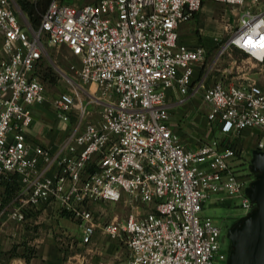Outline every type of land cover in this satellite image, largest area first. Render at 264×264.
Masks as SVG:
<instances>
[{"label":"built area","instance_id":"1","mask_svg":"<svg viewBox=\"0 0 264 264\" xmlns=\"http://www.w3.org/2000/svg\"><path fill=\"white\" fill-rule=\"evenodd\" d=\"M205 1L51 0L31 31L17 0H0V222L24 221L41 202L58 205L80 222L89 243L96 231L89 204L125 201L134 210L105 226L130 249L117 264L227 261L221 228L203 211L208 201L236 197L246 215L256 207L247 189L256 178L252 151L264 152V82L209 79L206 45H190L179 34ZM214 1L238 13L236 25L225 23L228 45L264 62V15L254 10L264 0ZM46 44L66 45L80 59L77 80L53 63L76 84L55 97L57 116L67 121L81 93L101 107L57 153L29 136L34 109L47 98L35 75ZM193 86L219 132L202 134L195 148L176 131L169 100V89L186 94ZM9 181L19 187L4 203ZM138 203L150 209L136 211Z\"/></svg>","mask_w":264,"mask_h":264},{"label":"rangeland","instance_id":"2","mask_svg":"<svg viewBox=\"0 0 264 264\" xmlns=\"http://www.w3.org/2000/svg\"><path fill=\"white\" fill-rule=\"evenodd\" d=\"M64 1L71 4H84L97 0ZM227 19H229L233 25H236L238 13L233 7L223 2L207 0L202 8L195 13L193 18L180 26V38L190 45H206L208 49V63L211 64L210 78L241 82H264V62H258L257 59L249 56L236 45H228L230 31L225 29ZM1 48L2 32L0 31V56L2 55ZM46 50L48 53H45V56L37 64L35 75L43 83L47 95L44 105L47 108V114L49 116H44V119L50 122L53 127H59L60 125L56 124V120L60 118L57 116L54 108V99L63 91L75 90L76 84H74V80H77L80 59L72 55L66 45L46 44ZM54 62L64 69L69 77L74 80H71L68 76L62 75L60 70L53 64ZM96 89L97 85L93 84L91 90L94 91ZM198 97L202 98L201 94H198ZM81 98L82 103L80 100L77 101L76 107L66 121L67 124L62 125L64 126L62 128L67 132L72 131L78 125L84 126L86 123L93 121L101 109L100 105L89 102L88 94L81 93ZM182 113L183 111H172V119L178 123L181 122L184 117ZM103 208H105L104 215H106L108 220L114 219L115 216H118L120 219L126 218L134 210L133 207L125 201H120L115 204L109 203L104 205ZM137 208L136 211L141 213H145L150 209L149 206L143 203H138ZM96 209L99 210H96L97 212L102 213V210L97 206ZM59 212L61 215L65 213L60 209ZM203 214L214 219L221 227V248L227 253L229 258L232 249L230 230L234 226L236 219L246 215V211L240 206V198L227 199L219 203L208 201ZM36 215L37 217L26 218L24 221L9 218H5L1 221L0 247L3 244L8 245V243L17 241L18 225L22 228L23 226L21 224L25 225L31 223L44 227L45 224H50L54 221L55 214L41 212ZM70 216L73 220L78 222L76 218L74 219L72 215ZM6 242L7 244H5ZM228 258L225 263L218 264H228Z\"/></svg>","mask_w":264,"mask_h":264},{"label":"crops","instance_id":"3","mask_svg":"<svg viewBox=\"0 0 264 264\" xmlns=\"http://www.w3.org/2000/svg\"><path fill=\"white\" fill-rule=\"evenodd\" d=\"M254 10L264 15V1L255 6ZM208 73L209 79L216 80L210 78V69ZM199 74L197 68L195 79ZM195 88L193 86L186 94L181 93L176 87L169 89L171 111H183L184 116L180 125H177L175 129L180 134L182 142L191 148L198 146L202 134L207 132L219 134L216 126H212L207 119L209 106L201 97H198L201 93ZM47 115V108L44 104L34 109L35 121L29 130V136L34 142L50 147L57 153L61 150L63 140L70 131L67 132L62 128L64 127L62 125L67 123L61 119L56 120V124L61 127H53L44 119ZM8 183L15 184L9 181L2 186L1 195L4 203H10L18 191V189L9 191L13 185H8ZM109 203L117 202L100 200L89 204L88 207L94 212L96 231L92 240L85 243L82 240L83 228L79 221L73 220L68 213L61 215L58 205L41 202L29 210L26 218L37 217L36 214L43 212L55 214L54 221L45 224L44 227L31 223L21 224L22 228L18 225L17 241L8 243V245L3 244L0 247V264H117L125 260L130 251L126 240L113 237L105 229L107 223L125 218L120 219L115 216L114 219L108 220L104 215L103 206ZM96 206L102 210V213L96 211L98 210Z\"/></svg>","mask_w":264,"mask_h":264},{"label":"water","instance_id":"4","mask_svg":"<svg viewBox=\"0 0 264 264\" xmlns=\"http://www.w3.org/2000/svg\"><path fill=\"white\" fill-rule=\"evenodd\" d=\"M23 19L33 31L26 13L18 5ZM45 52H47L46 47ZM251 167L257 173L247 189L248 195L256 203V207L240 218L230 230L232 249L228 264H264V152L252 151Z\"/></svg>","mask_w":264,"mask_h":264},{"label":"trees","instance_id":"5","mask_svg":"<svg viewBox=\"0 0 264 264\" xmlns=\"http://www.w3.org/2000/svg\"><path fill=\"white\" fill-rule=\"evenodd\" d=\"M51 0H37V1H32V0H17L19 6L22 8V10L27 14L30 23L34 26L37 27L42 19V15L45 12V10L48 7V4ZM8 185H13L8 183ZM19 185L15 183L11 190H17ZM13 191V192H14ZM14 196V195H13Z\"/></svg>","mask_w":264,"mask_h":264},{"label":"flooded vegetation","instance_id":"6","mask_svg":"<svg viewBox=\"0 0 264 264\" xmlns=\"http://www.w3.org/2000/svg\"><path fill=\"white\" fill-rule=\"evenodd\" d=\"M254 174L257 175L256 172H254ZM239 219H240V218H238V219L235 220L234 225H236V224L238 223ZM220 228H221V227H220Z\"/></svg>","mask_w":264,"mask_h":264}]
</instances>
